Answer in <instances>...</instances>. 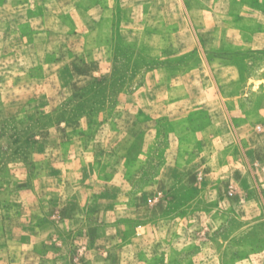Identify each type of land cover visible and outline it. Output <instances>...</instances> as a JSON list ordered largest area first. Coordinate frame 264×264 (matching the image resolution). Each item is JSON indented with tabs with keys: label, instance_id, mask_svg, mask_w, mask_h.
<instances>
[{
	"label": "rangeland",
	"instance_id": "rangeland-1",
	"mask_svg": "<svg viewBox=\"0 0 264 264\" xmlns=\"http://www.w3.org/2000/svg\"><path fill=\"white\" fill-rule=\"evenodd\" d=\"M205 9L0 0V264H264V51Z\"/></svg>",
	"mask_w": 264,
	"mask_h": 264
},
{
	"label": "crops",
	"instance_id": "crops-1",
	"mask_svg": "<svg viewBox=\"0 0 264 264\" xmlns=\"http://www.w3.org/2000/svg\"><path fill=\"white\" fill-rule=\"evenodd\" d=\"M205 4L209 8L204 11L207 19L221 22L219 32L213 33L221 51H264V0H205ZM228 62L227 69L237 70V76L231 75L228 80L234 83L239 78V58L234 65Z\"/></svg>",
	"mask_w": 264,
	"mask_h": 264
}]
</instances>
